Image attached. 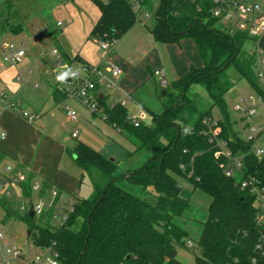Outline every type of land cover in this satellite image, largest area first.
Returning a JSON list of instances; mask_svg holds the SVG:
<instances>
[{"label":"trees","instance_id":"1","mask_svg":"<svg viewBox=\"0 0 264 264\" xmlns=\"http://www.w3.org/2000/svg\"><path fill=\"white\" fill-rule=\"evenodd\" d=\"M92 1L101 15L89 39L111 47L136 25L142 13L130 0ZM213 7L212 0H141V10L157 20L148 28L156 42L180 45L189 38L202 59L201 66L192 65L170 84L169 95L161 100L164 111H151L149 122L141 120L135 125L122 103L107 106V98L100 96L96 86L93 113L102 115L114 128L125 130L136 145V153H148L142 166L119 174L115 160L83 143L77 144L71 153L91 178L93 194L76 198L73 211L58 228L53 226V209L40 217L21 215L16 202L0 198L3 222L12 218L25 222L31 233L29 240L42 249L52 247L56 264H182L177 259L178 248L193 249L187 245L188 233L175 222L190 208V199L182 196L179 180L190 182L194 191L199 189L211 198L194 264H264V257L256 250L261 234L256 221L259 208L239 179L241 173L244 179L253 178L264 187V156L257 157L252 144L239 136L225 103V95L235 85L227 74L230 67L238 71L240 80L247 79L261 94L257 53L245 50L246 42L252 39L247 33L232 32L212 16ZM11 15L8 13L4 20L9 22ZM59 51L67 70L75 65L90 72L82 58ZM192 85L207 90L212 101L208 109L200 108L190 92ZM214 108L224 115L217 121V141H225L233 156L243 157L242 170L235 177L226 175L231 162L224 155L217 156V141L212 142L204 124L206 119L214 120ZM4 158L0 151V165ZM33 178L31 174L22 187L25 196L32 195ZM123 182L144 191L151 187L156 202L127 191L120 185ZM41 184L43 196L54 185L46 180Z\"/></svg>","mask_w":264,"mask_h":264},{"label":"rangeland","instance_id":"2","mask_svg":"<svg viewBox=\"0 0 264 264\" xmlns=\"http://www.w3.org/2000/svg\"><path fill=\"white\" fill-rule=\"evenodd\" d=\"M242 1L251 4L257 3L264 7V0ZM85 2L86 4L93 6L94 12L99 10L98 6L92 0H75L73 2L61 1L60 4L64 8L66 5H70L76 11H79L80 9L82 17L84 15L92 17L93 11L90 13L89 8L88 13H83L86 11V7L84 6ZM50 8L52 9L53 7L47 0H32V11L28 8L29 15L35 14V16H38L42 12L40 15L43 18L40 23L41 27L31 40L34 42L35 39L36 42L41 43L45 47L47 46L46 41L49 40L45 36V33L50 32L54 37L58 38L59 35L62 34V31L68 25L73 23L66 11L65 17L68 18L63 17L60 13L55 17L49 12ZM78 11L77 13H79ZM84 19H86V17ZM58 21L62 22V27L57 25ZM156 21L155 17L147 18L143 12L140 13L136 25L110 50H103L105 52V57H110V59H107V63L105 61L106 65L103 67V70H105L106 66L112 64V60L119 62L125 61L132 67L131 71L128 72L130 75H128L126 83L128 86L127 90L130 88L129 90L132 94H123L119 88V82L111 76H106L107 80H104L105 83L101 84V91L107 96L106 105L112 106L118 103H126L125 109L130 118L141 114L143 104H146L155 113H162L164 111L161 100L169 95L171 89L170 87L163 88L157 78L154 77L153 71L156 68H164L166 70L167 80L171 84L180 77L178 74L185 73V67L188 63L195 66L202 65V59L198 55L191 39L184 38L179 46L176 44L156 42L150 35L148 29L149 27H153L156 24ZM82 22L83 19L78 22L77 26L83 36ZM33 25L34 24L31 22L29 24L30 28H32ZM78 30H76V32L80 34ZM76 32H73L70 38L73 39L72 41L80 42V35L77 37ZM25 36L26 41L29 43L31 35L28 36L26 32ZM59 39L60 42L63 43L62 39H64V37L62 39L59 37ZM85 42L83 43L85 44ZM26 48L29 50L28 46ZM255 48V40L250 39L246 42L245 50L254 51ZM34 51L37 53V58L33 59V61L29 58L32 61L29 69L37 71L38 69L47 66L54 73L57 72V74L63 71L61 67L57 66L56 57H46L44 58L46 61L42 60L40 57L42 50L39 45ZM50 53L51 51H49V54ZM28 54H30L28 57H31L32 54ZM262 56L264 57V53ZM0 60L5 64L1 52ZM227 74L229 79L235 83L234 87L225 95L226 109L231 122H236L240 119L242 112H238L235 109V106L244 99L246 100V105H253V109L256 111L255 115H253L249 121L250 126L257 129H264V105L258 102V91L255 86L247 79L240 80L239 73L234 67H230L227 70ZM108 84L112 86L107 87ZM258 86L264 88L262 83H259ZM190 92L195 99L199 101L200 108L205 110L211 106L212 101L207 90L203 86L192 85ZM250 97H252L254 101H250ZM74 104L77 107L75 108L76 111L80 115V123L77 126L80 135L79 138L72 139L66 143L64 142V131H66L65 135H69L71 129L68 127L64 128L66 125V119H64L66 118V113L65 110H61V113L65 117L58 114L53 122L55 128L58 129L59 136L61 137L60 143H50L47 148L45 147L43 149L46 157V160L44 159L46 171L52 175L51 180L55 182L53 188L62 191L59 203L64 210L71 209L76 198H90L93 194L91 178L76 164L75 157L71 153V150L77 144L83 143L100 152L103 156L109 159H114L118 164L117 173L119 174L126 169H136L142 166L149 156L146 152L136 153V145L127 137L125 130L120 131L119 129L114 128L111 124L106 122L102 115L94 114L92 109L85 106L80 100H76ZM21 109L29 112L25 103L22 104ZM143 113L146 115V120L150 121V113L147 112V110L143 111ZM213 116L216 121L223 120L224 118V115L217 108H214ZM235 128L237 129L236 124ZM259 146L264 148V135L260 138ZM129 153L135 154L129 156ZM179 181L183 187L182 196L190 199V208L185 212L184 217L176 218L175 222L188 233L189 237L187 239V245L193 243L194 249L188 250L186 248H178L177 259L182 264H194L195 255L198 254L197 243L202 233L203 223L208 217L211 198L199 189L194 191V187L190 182L185 180ZM120 185L135 195L144 197L152 203L156 202V196L151 187L144 191L142 187L129 184L128 182H123ZM44 198L46 201H49V192L45 194ZM70 198L73 199L72 203H69ZM12 201L20 206L19 201L14 199H12ZM20 214L23 215L25 213L20 212ZM3 219L4 211L0 207V234L4 236V238L0 240V264H3L9 259L5 252L6 243H11L12 245L17 246L22 253L21 257L12 259L11 264H31L37 256L43 258L46 256V249L34 246L29 240L31 233L28 234V227L25 222L13 218L3 222ZM62 223L63 220L60 215V217L54 219L53 226L58 228ZM41 264L50 263L43 261Z\"/></svg>","mask_w":264,"mask_h":264},{"label":"crops","instance_id":"3","mask_svg":"<svg viewBox=\"0 0 264 264\" xmlns=\"http://www.w3.org/2000/svg\"><path fill=\"white\" fill-rule=\"evenodd\" d=\"M31 1L32 0H0L1 55V46L4 44L14 45L16 48H23L26 52L22 63L17 66L6 63L5 61L4 64L0 60V94L5 92L9 99H11L15 104V106L18 103L21 105L25 103L30 114L37 117V120L33 124L28 123L15 112L5 110L4 105L0 100V134H6V139L0 140V151L5 154V158L0 165V169L3 170L4 174L8 177H16L19 174H25L29 178V176L33 174L34 178L32 179V182L34 183H42L46 180L55 184V182L51 180L52 175L46 171V165L44 161V159L46 160V157L44 155L43 149L45 147L47 148L48 144L50 143H60L61 137L59 136L58 129L55 128L53 122L58 114L64 116L61 113V110H64L65 107L76 111L75 108L77 107L74 104L76 100H74V98L69 96L66 92L67 88H71L70 86H67V83L72 79V77L71 79L69 78L66 83L61 84L55 79L57 72L54 73L47 66L40 68L37 71L29 69L33 59L37 58V53L34 50L36 47H38V45L41 47L42 52L40 53V57L43 61H46L44 60L46 57H56L55 59L57 66L61 67L63 71L67 70L68 67L59 50L64 51L70 57L79 56L90 68H97L99 70L100 74L105 78L103 81L107 80L106 76L113 77L112 69L114 67H118L123 73L119 77L113 78L119 82V88L125 95L131 93L129 90L130 88L127 90L128 86L126 83L127 77L130 75L128 72L131 71L132 67L125 61L119 62L112 60V64L110 63L111 65L106 66L105 70H103V67L107 63V59H110V57H105V52L100 48L101 46L98 41L89 40V35L93 27L98 22L101 12L100 9L97 10V12H94L93 6L86 4V2L84 4L86 11L83 13H88L89 8L90 13L93 11L92 17H89L88 15H84L82 17L81 10L78 8L79 11H77L80 13L79 14L70 5H66L64 8L60 4L61 0H47L53 7L52 9H49V12L52 14V16L57 17L60 13V15L65 17L66 11L73 23L68 25L62 31V36L59 35L61 39L64 37V39H62L63 43L60 42L59 37H54L50 32L45 33V36L49 39L46 41V47L41 43L36 42L35 39L33 42L31 39H33V36L38 33V30L41 27L40 23L43 18L40 16L42 12L38 16H35V14L29 15L28 8L31 11L33 9H31ZM11 12V19L9 22H6L4 18L8 15V13ZM145 14L146 13H144V15ZM85 17L86 19H84ZM81 19H83V36L81 35V32L78 30L77 26ZM31 22L34 24L32 28L29 26ZM57 25L59 27L63 26L61 21H58ZM76 30H78L80 34L76 32ZM26 32L28 36L31 35L29 38V43L26 41ZM73 32H76L77 37L80 35V42L72 41L73 39L70 37L72 36ZM52 36L56 39H54ZM83 42H85V44ZM27 46L29 50H27ZM49 51H51L50 54ZM55 51H57V54L54 53ZM28 53L32 54L31 57H28V55H30ZM29 58H31L32 61ZM191 66L192 65L190 63L187 64L185 67V73L190 69ZM70 69L79 72L82 76L87 74V70L82 69L80 66L72 65ZM185 73H180L178 76H182ZM103 81L99 83L98 92L100 96H105L107 98L106 94L101 91V84L105 83V81ZM146 110L149 113L152 111L150 107H148L146 104H143L141 112ZM64 119H66V125L64 128L68 127L71 129V133L69 135H65L66 131H64V142L66 143L73 139L72 133L75 130H78L77 126L80 123V115L77 123L73 122L67 117V115ZM145 121H147L146 115ZM127 170L134 169H126L125 171ZM121 172L123 173V171Z\"/></svg>","mask_w":264,"mask_h":264},{"label":"built area","instance_id":"4","mask_svg":"<svg viewBox=\"0 0 264 264\" xmlns=\"http://www.w3.org/2000/svg\"><path fill=\"white\" fill-rule=\"evenodd\" d=\"M103 1V0H101ZM134 6V9L137 11L141 10V0H130ZM214 7L212 8V16L218 19L223 23L230 31L232 32H244L247 33L252 39L256 40V74L258 76L259 83H262L264 86V53L258 46V43L262 37H264V7L254 3H247L242 0H212ZM144 13V12H143ZM147 18L153 17L151 14H145ZM100 46L103 50H110L112 47L106 42H100ZM2 57L6 63L17 66L22 63L25 57V49L16 48L14 45H2L1 46ZM57 54V51L54 52ZM82 76L79 72L75 78H72L67 86L66 92L69 96L76 100H80L85 106L90 107L92 111L96 110V105L94 103L95 99V89L97 84L103 81L104 77L100 74L97 68H90V72ZM122 70L118 67L112 69L113 77H119L122 74ZM154 77L160 82L163 88H168L170 83L167 80L166 72L164 68H157L153 72ZM94 78V79H93ZM21 79V78H20ZM112 85L108 84L107 87ZM71 89V91H70ZM0 100L4 105V109L7 111H13L19 115L22 119L28 123L33 124L37 117L30 114L29 112L21 109L22 105L18 103L16 106L9 99L8 95L5 92L0 94ZM250 101H254L252 97L249 98ZM258 102L264 105V88H261V94H258ZM125 106V103H123ZM252 106L246 105V100H241L235 106V109L238 112H242V115L238 121H236L237 129L239 136L246 142L252 144V152L259 158L264 156V148L259 146V141L262 135H264V129H257L250 126L249 121L251 117L255 115L256 111ZM65 113L68 118L73 122L77 123L79 114L70 108H64ZM141 120H145V115L141 112L140 115H137L131 118V121L138 125ZM204 124L209 129V133L212 136V142L217 141L220 134V127L217 124V121L214 119H206ZM0 140L6 139V134H0ZM79 137V130H75L72 133V138L77 139ZM217 146L219 152L217 156L224 155L231 162V166L226 170V175L228 177H235L237 173L242 170V156H233L232 153L227 149V143L225 141H217ZM241 179L242 188L249 189L251 194L255 198L259 212L256 218L257 224L261 229L260 238L256 245V250L258 254L264 257V187H261L259 183L251 178L244 179L242 174H239ZM29 178L25 174H19L16 177H8L4 174V171L0 169V198L14 199L20 202L19 210L23 213H34V216L40 217L45 211L53 209L54 216L53 219L60 217L63 221L68 219L69 214L73 211V205L71 209L64 210L59 201L61 199V194L59 190L53 188L49 191L50 199L46 201L42 193V184L32 182L31 192L32 195L25 196L23 193V185L28 182ZM72 198L69 199V203H72ZM63 212V213H62ZM4 236L0 234V240ZM188 247L194 249V244L189 243ZM46 256L40 257L37 256L31 264H41L43 261L56 264L57 255L54 252L52 247L46 249ZM5 252L9 257L3 264H11L12 259H17L22 256V253L19 251L17 246L12 245L11 243L5 244ZM256 264V262H255Z\"/></svg>","mask_w":264,"mask_h":264},{"label":"clouds","instance_id":"5","mask_svg":"<svg viewBox=\"0 0 264 264\" xmlns=\"http://www.w3.org/2000/svg\"><path fill=\"white\" fill-rule=\"evenodd\" d=\"M77 75V72L76 71H73L71 69H68V70H65V71H61L59 72L55 79L58 83H61V84H64L67 82V80L69 79V77H72V78H75ZM185 131L187 132L188 130L185 129ZM2 138V137H0Z\"/></svg>","mask_w":264,"mask_h":264},{"label":"water","instance_id":"6","mask_svg":"<svg viewBox=\"0 0 264 264\" xmlns=\"http://www.w3.org/2000/svg\"><path fill=\"white\" fill-rule=\"evenodd\" d=\"M259 48L264 52V37H262L258 43ZM111 161H114V159H111ZM30 216L34 217V213L31 211ZM30 234V232H28Z\"/></svg>","mask_w":264,"mask_h":264}]
</instances>
